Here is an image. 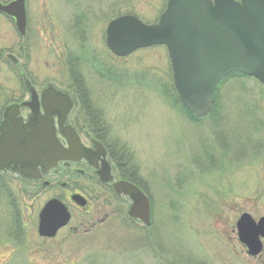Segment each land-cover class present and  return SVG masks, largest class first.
<instances>
[{"label": "rangeland", "instance_id": "rangeland-1", "mask_svg": "<svg viewBox=\"0 0 264 264\" xmlns=\"http://www.w3.org/2000/svg\"><path fill=\"white\" fill-rule=\"evenodd\" d=\"M167 1L28 0L25 36L0 13V119L9 103L27 97L9 54L39 90L77 83L133 154L152 200L150 227L118 221L112 214L118 202L108 199L99 216L102 200L89 214L72 208L71 225L84 221L78 234L66 228L46 240L37 233L39 211L64 191L9 175L0 198V264H264V248L249 255L236 227L243 213L257 221L264 216V86L229 78L219 86L214 113L191 121L171 104L166 47L119 58L106 44L112 19L133 14L154 23ZM71 58L85 82L69 83ZM105 213L110 218L100 224Z\"/></svg>", "mask_w": 264, "mask_h": 264}, {"label": "water", "instance_id": "water-1", "mask_svg": "<svg viewBox=\"0 0 264 264\" xmlns=\"http://www.w3.org/2000/svg\"><path fill=\"white\" fill-rule=\"evenodd\" d=\"M0 12L11 17L20 34L26 30V0L0 3ZM107 44L119 57L137 49L165 45L172 63L176 91L183 104L198 117L206 116L212 106L217 84L226 75L241 72L264 84V0H169L159 21L143 23L134 15L111 21ZM17 64V59L9 55ZM31 100L6 108L0 124V173L10 170L26 178L39 179L61 160L74 159L57 138L52 113L58 110L68 93L49 84L42 93L45 115H41L38 95L26 80ZM33 114L24 122L21 107ZM51 107V111L48 109ZM71 104L67 105L70 109ZM66 118V116H65ZM65 135L75 130L68 126ZM115 191L133 201L129 216L150 224V199L138 186L128 182L115 184ZM73 201L87 205L81 195ZM38 232L55 237L66 226L71 214L59 199L49 200L39 215ZM239 240L248 254L257 256L263 249L264 216L256 221L243 213L236 223Z\"/></svg>", "mask_w": 264, "mask_h": 264}, {"label": "flooded vegetation", "instance_id": "flooded-vegetation-1", "mask_svg": "<svg viewBox=\"0 0 264 264\" xmlns=\"http://www.w3.org/2000/svg\"><path fill=\"white\" fill-rule=\"evenodd\" d=\"M10 1L12 0H0L2 3H9ZM27 3L28 0L26 2L28 28L29 18ZM74 34L78 39L76 30L74 31ZM70 60L74 61V66L73 71L70 72L72 81L69 83L77 82L78 80L80 83L85 82L83 75L78 72L80 63L78 64L75 58H71ZM15 66L19 69L20 78L24 81L23 83L27 97L25 100L15 99L9 103V105L14 103L22 104L25 101L31 100V92L26 84V80H28L35 89L39 99V107L35 105L34 108L39 109L41 115H45L46 112L42 102V93L49 84L54 83H47L43 89L39 90L33 81L27 77L24 68L20 66V64ZM75 84H69L66 87L67 89L63 86L54 84L60 91L68 93V97L63 98L60 102L59 109L54 110L52 113L53 123L57 130V138L65 149H69L74 159L59 161L56 167L44 173L39 179L26 178L20 174L13 173L10 170L2 171L0 173V198L2 197V194H6L5 189L8 190L6 177L12 175L13 177L26 182L41 183L40 186L44 188L51 186L55 190L59 188L64 191L62 196L52 197L49 200L59 199L63 202L71 214V221L73 217L72 208L80 210L83 214H89L94 207V202L102 200L97 209V214L99 216L102 211L110 206V203L107 201L110 199L118 202L116 207L112 210V214L118 218H116L118 221L142 223L140 220L133 219L129 216V209L133 203L130 197L124 194H118L114 188L115 184L120 182L132 183L137 185L151 200L150 195L146 192L141 183L142 181H140L141 177L134 164L133 154H131L130 151L128 152L124 142H122L116 134L113 126L108 122L102 112V109L91 103L90 96L84 91L83 87H78L77 83ZM69 103L71 104V107L70 109H67ZM9 105H7L2 111L0 123L4 118L5 110ZM48 109L51 111V107H48ZM32 114L33 111L30 107H21L20 116L24 122H27L29 116ZM68 126H71L76 134H73L72 132L70 134V132H68L69 136L65 135L64 132L69 131L67 130ZM74 195H81L84 197L87 200V205L80 206L75 203L72 199ZM64 199L68 201V204L65 203ZM49 200L44 203L39 211L38 226L40 212ZM10 205L15 208L13 201H10ZM109 216V213L103 214V216L100 217L99 223L103 224L109 220ZM150 217L152 223V200ZM17 220L16 216L13 215V225H15L16 222L19 225V221ZM71 221L68 225L59 229L55 237L66 228H69L72 235L78 234L79 230L84 225V221H80V224L77 226H72ZM92 225L94 226L95 223ZM150 226L151 224L144 227ZM15 227L18 226L16 225ZM37 233L41 239L52 240L55 238L41 236L38 232V228Z\"/></svg>", "mask_w": 264, "mask_h": 264}, {"label": "trees", "instance_id": "trees-1", "mask_svg": "<svg viewBox=\"0 0 264 264\" xmlns=\"http://www.w3.org/2000/svg\"><path fill=\"white\" fill-rule=\"evenodd\" d=\"M232 77H249V76H247V75H245V74H241V73H233V74H230V75L226 76V77H225V78L219 83V85H218L217 88H216L215 95H214V104H213V109H212L211 114L214 113L215 109H217V106H218L219 98H218V93H217V91H218V89H219V86L222 85V83H223L224 81H226L227 79L232 78ZM173 91H174V93H175V100L171 103L172 106H173L174 108H178L179 110H181V111H182L186 116H188L191 120H193V121H195V120H196V121H197V120H200V119L196 118L194 115H192V114L188 111V109L182 104V102L180 101V98H179V96H178V94H177L175 88H173ZM165 94L168 95L169 92H168V93L166 92ZM177 106H180V107H177ZM16 218H17V217H16ZM17 219H18V218H17ZM17 221H18V220H17ZM16 224L18 225L17 222H16Z\"/></svg>", "mask_w": 264, "mask_h": 264}]
</instances>
